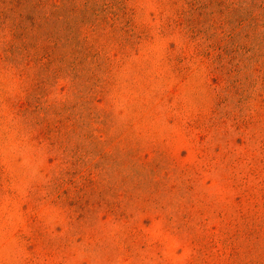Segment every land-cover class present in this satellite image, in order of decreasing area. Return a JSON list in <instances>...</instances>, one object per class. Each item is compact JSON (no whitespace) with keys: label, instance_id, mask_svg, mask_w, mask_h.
Listing matches in <instances>:
<instances>
[{"label":"rangeland","instance_id":"374dc122","mask_svg":"<svg viewBox=\"0 0 264 264\" xmlns=\"http://www.w3.org/2000/svg\"><path fill=\"white\" fill-rule=\"evenodd\" d=\"M78 6L57 78L0 0V264H264V0Z\"/></svg>","mask_w":264,"mask_h":264},{"label":"trees","instance_id":"16d2710c","mask_svg":"<svg viewBox=\"0 0 264 264\" xmlns=\"http://www.w3.org/2000/svg\"><path fill=\"white\" fill-rule=\"evenodd\" d=\"M16 1H18L17 8L21 10L20 37L27 60L36 62V64L45 66L46 68L56 67L57 78H61V74L65 72V67L63 65L68 62L67 55L80 56L84 55V52L87 51L85 46L87 41H84L82 35L85 25L88 23L92 24V18L86 17V14L80 18L78 3L84 0H11V4ZM89 1L90 0H86V3H89ZM28 7L32 8L30 12L26 13L23 11ZM106 7L108 13L112 14V17H103V19L94 26L95 29H98V26L100 27V23L108 24L110 21L116 22L125 15L124 8L123 11L115 12L112 10L113 8L111 6L108 5ZM38 8H46L47 13L41 14ZM62 19L67 21L66 25L60 27L59 23ZM63 31L67 32L65 37L61 34ZM128 31H131V29L128 28L126 32ZM113 38L115 37L113 36ZM80 59L77 61L78 57L76 56L74 60L77 62L73 61V65L84 66V60ZM77 76L78 75H76V77ZM70 183L74 184L75 182L71 180ZM92 184L93 181H89V185L91 186ZM85 187L86 186H84V188ZM103 208L110 209L112 213H117L118 209V207L115 209L110 205L102 207V209ZM119 216L125 218L124 211ZM240 217L245 221L246 230L249 229V226L253 225L249 215L246 216V214H242ZM243 235H246V233H242L241 226H239L234 240L238 241L242 239ZM252 235V233L248 234V236Z\"/></svg>","mask_w":264,"mask_h":264}]
</instances>
